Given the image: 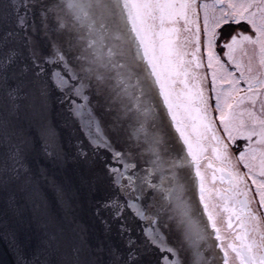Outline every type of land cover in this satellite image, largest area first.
<instances>
[{"label":"snow or ice","instance_id":"1","mask_svg":"<svg viewBox=\"0 0 264 264\" xmlns=\"http://www.w3.org/2000/svg\"><path fill=\"white\" fill-rule=\"evenodd\" d=\"M37 11L43 21L55 17L54 30L57 25L72 28L75 39L67 46L54 41L51 50L44 53L29 35L36 31ZM241 22L252 34L238 32L223 42L222 26ZM48 27L44 23L46 30ZM218 41L239 70L238 78L215 53ZM202 47L206 67L212 70L215 107L227 139L234 142L241 136L249 141L239 153V160L248 168L244 176L230 170L228 144L215 132L211 96L201 86L205 77L197 71L205 67ZM241 81L246 90L239 86ZM177 84L183 86L180 91ZM53 89L63 97L60 103L67 102L68 111L78 119L93 156L98 157L101 151L110 155V161L101 162L118 195L107 197L101 208L122 221V232L131 231L126 227L129 213L146 224L141 228L144 238L139 245L130 239L128 249L121 251L92 243L87 229L72 216L63 187L47 169L33 165V141L13 119L24 108L45 140L44 152L52 155L48 151L53 147L48 109ZM0 92V191L11 189L9 205L16 207L23 200L38 215L43 240L35 264H142L144 252L152 249L159 253L156 264H186L179 249L185 243L195 247V241L203 239L205 233L210 237L209 224L221 239L213 211L216 205L205 196V176L199 168L209 132L214 141L212 151L222 164L220 171L229 178L225 210L235 214L239 229L235 234L239 243L228 247L239 264H264V231L250 208L246 182L251 176L258 203L264 206V0H63L51 7L32 0H0ZM92 98L97 101L99 116L90 106ZM158 98H162L187 146L185 156L172 158L165 150L157 123ZM105 113L116 114L110 135L101 126ZM189 128L196 133L195 141L188 134ZM110 136L124 137L121 150ZM145 145L151 157L145 163L150 167L143 176L129 175L130 169L137 168L136 163H130L137 158L134 152ZM79 155L89 159L82 148ZM57 158L62 157L58 154ZM111 161L119 166H112ZM193 164L199 202L203 203L201 215L207 214L203 225L194 219L200 212L199 207H193L195 178L185 185L176 174L177 168ZM212 178L216 179L215 172ZM49 186L64 205L62 217L49 211ZM232 225L229 215L228 227ZM173 230L183 235L176 248L169 246L165 236ZM227 258L228 249L224 248L225 264ZM200 261L197 249L193 264ZM19 264H29L23 254Z\"/></svg>","mask_w":264,"mask_h":264},{"label":"water","instance_id":"2","mask_svg":"<svg viewBox=\"0 0 264 264\" xmlns=\"http://www.w3.org/2000/svg\"><path fill=\"white\" fill-rule=\"evenodd\" d=\"M35 4L45 3L49 7L62 3L63 0H32ZM29 19H33L32 16ZM36 21V31L29 32L32 41L44 53L51 50L52 42H63L65 46L69 41L75 39V32L72 28L61 29L55 26L54 16L49 20L43 21L40 12L37 11L34 17ZM44 23L49 25L48 29L44 28ZM91 98V97H90ZM63 99L61 94L53 89L48 109V126L52 133L53 147L49 148L52 155L44 152L45 140L41 137L35 120L31 119L24 108L13 119V123L21 129L32 141L33 151L31 159L34 166H41L47 169L50 177L63 187L65 198L70 201L71 214L87 229L88 238L94 244H102L105 249L108 247L117 248L126 251L129 247L128 241L131 239L137 245L143 241L142 227H147L142 221L134 218L129 213L126 227L130 232H122V221L113 218L108 210L101 208V204L107 197L118 195V190L112 184L111 178L104 175L106 169L101 162L110 161V155L101 151L98 157L93 156V149L89 145L86 137L80 131L79 121L74 118L68 111L67 102L61 104ZM161 102L157 108V123L161 125V134L164 139L165 150L169 152L170 157L178 158L185 156V144L180 142V134L166 112ZM3 101V93L0 92V104ZM79 102V101H78ZM93 111L97 113V101L92 98ZM115 113H105L101 126L106 135L114 131L112 121L115 119ZM116 144L117 150H121L124 137L110 136ZM143 143V141L141 142ZM89 154V159L79 155L80 149ZM126 150V148H125ZM62 158L58 159L57 155ZM136 159L130 163H136V169H130L129 175L136 174L143 176L144 170L150 167L145 161L151 157L147 151V146L141 147L134 152ZM189 160L191 158L189 157ZM112 166H119L115 161H111ZM177 178L181 183L187 185L192 178L197 182V188L193 199V207H199L194 219L198 220L201 225L207 219V214L202 213L203 204L199 202L198 179L195 177L194 166H184L176 169ZM155 182V180H153ZM11 189H9V192ZM9 192L0 191V264H19L20 256L29 261V264H35L34 258L39 256L42 247L43 234L40 227V220L31 204L20 200L18 206L9 205ZM191 196V194H190ZM47 199L49 211L57 216H63L65 213L64 205L56 199L55 191L52 186L47 188ZM97 209H100L98 212ZM208 232L212 235L209 237L205 233L204 238L195 241V247L185 243L183 249H179L181 259L186 264H193L194 255L198 249L201 253L200 264H225L224 252L220 247L215 230L208 225ZM168 244L176 248L179 241L183 240L182 233L173 230L171 233H165ZM159 257L157 250L152 249L144 252L142 264H156ZM43 259V257H39Z\"/></svg>","mask_w":264,"mask_h":264},{"label":"flooded vegetation","instance_id":"3","mask_svg":"<svg viewBox=\"0 0 264 264\" xmlns=\"http://www.w3.org/2000/svg\"><path fill=\"white\" fill-rule=\"evenodd\" d=\"M201 2H203V0H201ZM221 31L223 37H224V41L223 42H227V39L233 35L236 34L238 32H244L246 34H252L251 30L249 28V26L244 23L241 22L239 25L233 24V23H229L226 25H223L222 28L219 30ZM220 43L221 41H218L214 51L215 53L218 55L219 59L223 62V64L226 66L228 71H231L234 73L235 77H239V70L235 68V65L232 64L231 61H229L227 59V57L224 55V52L227 51V49L221 50L220 48ZM202 45H203V38H202ZM202 51H203V55H204V65H205V75L207 77V81H208V87L210 88V90L212 89L213 85H212V81H211V69L206 67L207 64V58H206V52H204V49L202 47ZM249 51H251V49H249ZM240 54L237 53V58L239 59ZM225 86V85H224ZM242 89L246 90V84H244L243 81H241L240 85H239ZM214 104L215 102H213V99L211 101V106L212 108H214ZM213 114V113H212ZM217 114V111L215 110L214 115ZM220 129H218V133L217 135L225 140V142H227V144H229V152L228 155L231 158L232 161V165L233 168L230 169L231 171L237 172L239 175L244 176L247 172H248V168L245 167V162L243 160H239V153L241 151L244 150V147L246 144L249 143V141H247L245 138L241 137V136H236L235 141H229L227 139V134L225 133V131L222 128L221 123L219 124ZM253 147H259L258 145H253ZM220 164L217 163V166L215 168L216 171V180L218 183V189L215 191V194L217 192L216 198L218 203V207L219 209H221L223 211L225 220H227L226 222V226L228 227V217L229 215H232V219H233V225L231 228V233H232V238H233V242L235 243H239L238 240L235 239V234L237 231H239V229L236 227L237 225V221L235 219V214L229 213L228 211L225 210V194L227 193V190L229 189L230 185H229V178H228V174L222 173L220 171V168L222 167L221 161L219 162ZM259 174L257 173V179H259ZM252 178L251 176L247 177V185L248 188L250 189L249 193H248V198L251 200V204H250V208L252 210V212L259 217V222H258V226L260 228L261 231H264V206H261L258 201H259V194L256 192V185L252 184L251 182ZM222 186V187H221ZM243 187V185H242ZM203 204V203H202ZM224 206V207H223ZM229 229V227H228ZM220 237L221 234L219 233ZM217 241L219 242V244H222V237L221 239H217ZM231 243V242H230ZM223 252H224V247L222 248ZM237 258V256H236ZM228 264H230L229 262V254H228ZM237 264H239V259L237 258Z\"/></svg>","mask_w":264,"mask_h":264},{"label":"bare ground","instance_id":"4","mask_svg":"<svg viewBox=\"0 0 264 264\" xmlns=\"http://www.w3.org/2000/svg\"><path fill=\"white\" fill-rule=\"evenodd\" d=\"M180 84H177V91L178 86ZM188 133H191L190 131H188ZM191 137H193V141H195L196 139V134L193 136L191 133ZM214 144V141L211 138V133L209 132L207 134V139L204 141V147L206 148V151L202 152V159L200 160L199 163V168L201 170V172L204 174L205 176V188H206V192H205V196L209 199V201L216 205V207L213 209L214 211V215L216 218V222H217V227L220 229V234L223 236L222 237V242L224 248L228 249V254H229V262L230 264H237V258H236V254L231 251V249L228 247V245L230 244L229 239L231 237V231H228V227L226 226V222L227 220H225L223 211L221 209H219L218 207V203L216 202L215 198H213V191L216 188V190L219 188L218 187V183L217 180H213V172L216 173L215 168L217 166V163L220 164V160L216 158L215 153L212 151V146ZM212 164L213 167H209V164ZM215 166V168H214ZM213 169V171H212ZM217 177V176H216ZM222 187V186H221Z\"/></svg>","mask_w":264,"mask_h":264},{"label":"rangeland","instance_id":"5","mask_svg":"<svg viewBox=\"0 0 264 264\" xmlns=\"http://www.w3.org/2000/svg\"><path fill=\"white\" fill-rule=\"evenodd\" d=\"M191 49H189V51H190ZM201 55H202V59H203V63H204V55H203V51H202V49H201ZM199 73H201L205 78L203 79V81H202V84H201V86L204 88V90H205V93L206 94H208V95H210L211 96V100L209 101V104H210V106H211V101H212V99H213V102H215V93H214V91H212V89L210 90V88L208 87V81H207V77H206V75H205V67H202V68H200V69H198L197 70ZM211 72H212V70H211ZM211 72H210V74H211ZM218 87H224V88H227V85H223V86H221V85H217ZM183 86L182 85H179L178 86V91H180V89L182 88ZM213 88V87H212ZM215 110H216V107H215V104H214V108H212V106L210 107V111L213 113V116H214V121H213V123H214V126H215V132H216V134L218 133L217 131H218V129H220V127H219V124H220V122H219V112H218V110H216L217 111V114L216 115H214V112H215ZM222 125V124H221ZM222 128H223V125H222ZM224 130V129H223ZM187 131H190L191 133H192V135L194 136L196 133L195 132H193L192 130H191V128H189ZM178 133H179V131H178ZM191 133H188L189 135H190V138H193V137H191ZM180 134V133H179ZM223 140V139H222ZM224 142H225V140H223ZM180 142H182V144H184V142H183V139H182V137L180 136ZM225 143H227V142H225ZM228 148H229V144H228ZM185 150H187V146L185 145ZM228 152H229V149H228ZM191 158V157H190ZM202 159V155L200 154V157H199V163H200V160ZM193 166H194V172H195V165L193 164ZM214 168H215V166H214ZM212 171H213V169H212ZM197 179H198V177H197ZM215 191H216V188L214 189V191H213V198H215V200H216V202L217 203H219L218 201H217V198H216V195H217V192H216V194H215ZM220 207V206H219ZM224 207V206H223ZM231 230V228H229V230L228 231H230ZM215 237H216V234H215ZM221 237H223L222 235H221ZM217 238V237H216ZM229 242H231V243H233V238H232V234H231V237H230V239H229ZM224 242H222V244H223ZM231 249V248H230ZM232 251V250H231Z\"/></svg>","mask_w":264,"mask_h":264}]
</instances>
